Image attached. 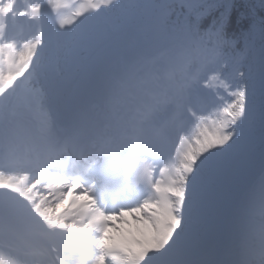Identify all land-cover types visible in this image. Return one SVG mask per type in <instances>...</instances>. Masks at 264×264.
<instances>
[{"label":"snow or ice","instance_id":"obj_1","mask_svg":"<svg viewBox=\"0 0 264 264\" xmlns=\"http://www.w3.org/2000/svg\"><path fill=\"white\" fill-rule=\"evenodd\" d=\"M0 264H264V0H0Z\"/></svg>","mask_w":264,"mask_h":264}]
</instances>
